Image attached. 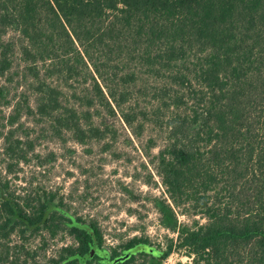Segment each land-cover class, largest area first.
I'll return each mask as SVG.
<instances>
[{
  "label": "trees",
  "instance_id": "16d2710c",
  "mask_svg": "<svg viewBox=\"0 0 264 264\" xmlns=\"http://www.w3.org/2000/svg\"><path fill=\"white\" fill-rule=\"evenodd\" d=\"M29 116L79 144L102 141L108 117L134 131L150 122L169 200L206 222L173 227L157 254L143 238L108 251L56 193L11 188L34 152ZM0 139V264H108L103 254L136 245L153 257L143 264L176 248L190 264H264V0H0ZM42 233L72 243L37 261L47 244L31 238Z\"/></svg>",
  "mask_w": 264,
  "mask_h": 264
},
{
  "label": "rangeland",
  "instance_id": "374dc122",
  "mask_svg": "<svg viewBox=\"0 0 264 264\" xmlns=\"http://www.w3.org/2000/svg\"><path fill=\"white\" fill-rule=\"evenodd\" d=\"M20 63L16 56L11 71L12 87L21 79L18 93L26 89L21 65L18 68ZM150 100L149 95L142 98L141 105H149ZM21 121L25 124L22 133H28L32 139L34 152L8 176L11 188L22 197H32L36 189L56 193L71 213L96 224L102 246L108 251L118 249L132 238L147 239L153 248L161 251L167 240L177 238L173 227L206 222L203 216L184 214L182 207L169 200L155 168V156L163 141L160 131L150 122L141 131H134L118 116L108 117L110 131L102 141L79 144L70 134L63 135L62 140L53 138L47 132V123L38 118L29 116ZM1 147L0 139V171L3 170ZM31 240L35 241L31 243L33 248L40 240L47 244L37 261L72 243V238L64 233L53 239L42 233ZM151 259V255L140 251L134 253L130 264H143ZM191 260L184 249L176 248L160 264H190Z\"/></svg>",
  "mask_w": 264,
  "mask_h": 264
},
{
  "label": "water",
  "instance_id": "95a60500",
  "mask_svg": "<svg viewBox=\"0 0 264 264\" xmlns=\"http://www.w3.org/2000/svg\"><path fill=\"white\" fill-rule=\"evenodd\" d=\"M146 248V251L149 252V253H152V254H156L155 252V249L152 248V247H145ZM142 250V247L141 246H138V247H133L131 249H129L126 253L122 254V255H119L117 257H115L110 264H116V263H119V262H122V261H125L126 259H128L132 254L138 252V251H141ZM103 257L108 260V255L106 254H103Z\"/></svg>",
  "mask_w": 264,
  "mask_h": 264
},
{
  "label": "flooded vegetation",
  "instance_id": "af4514ba",
  "mask_svg": "<svg viewBox=\"0 0 264 264\" xmlns=\"http://www.w3.org/2000/svg\"><path fill=\"white\" fill-rule=\"evenodd\" d=\"M138 246H139V245H136L135 247H138ZM132 248H133V247H132ZM130 249H131V248H130ZM126 252H127V251H126ZM126 252H124V253H126ZM138 252H139V251H138ZM155 252H158V251L155 250ZM124 253H122V254H124ZM156 254H157V253H156ZM106 255H108V260H106L104 257H103V258L105 259V261L108 262V264H110L111 261H112L115 257H114V258H113V257L111 258L109 254H106Z\"/></svg>",
  "mask_w": 264,
  "mask_h": 264
}]
</instances>
